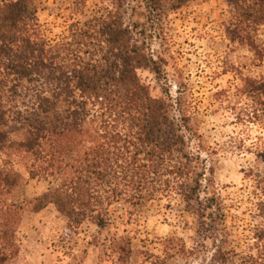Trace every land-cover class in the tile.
<instances>
[{
  "label": "trees",
  "instance_id": "1",
  "mask_svg": "<svg viewBox=\"0 0 264 264\" xmlns=\"http://www.w3.org/2000/svg\"><path fill=\"white\" fill-rule=\"evenodd\" d=\"M37 1L0 0V152L9 159L0 167V264H16L27 212L53 206L70 231L85 223L103 231L114 205L153 201H180L194 218L196 242L189 249L164 241L163 257L151 264H264V201L256 205L254 244L237 251L214 172L192 149L197 133L187 135L194 132L189 121L171 117L169 97L153 96L140 75L160 73V64L125 22L129 0H106L112 9L105 16L74 23L54 44L42 32ZM89 1L71 0L73 15ZM136 1L154 28L160 14L192 0ZM226 1L234 14L229 40L254 49L264 0ZM257 90L264 97V82ZM39 179L56 186L23 205L13 200L29 180ZM113 247L118 263L129 264L131 241Z\"/></svg>",
  "mask_w": 264,
  "mask_h": 264
},
{
  "label": "rangeland",
  "instance_id": "2",
  "mask_svg": "<svg viewBox=\"0 0 264 264\" xmlns=\"http://www.w3.org/2000/svg\"><path fill=\"white\" fill-rule=\"evenodd\" d=\"M70 1L36 3L42 32L52 44L63 40L74 23L87 24L112 9L106 0H90L84 12L74 16ZM233 17L226 0H192L180 10L160 14L152 28L137 1L129 0L125 22L160 64V73H140L153 96H168L171 117L189 121L194 131L189 137L197 133L192 149L214 172L231 245L245 251L254 244L256 205L264 201V97L257 90L264 82V25L253 33L251 49L229 40ZM8 161L0 152V167ZM13 166L28 179L22 165ZM55 186L53 180H29L13 200L23 205ZM110 217L103 231L85 223L73 232L54 208L38 215L27 212L18 230L16 264H119L113 244L121 239L131 241L129 264H151L154 257H163L164 241H181L189 249L196 242L194 218L183 212L180 201L135 207L120 202L111 208Z\"/></svg>",
  "mask_w": 264,
  "mask_h": 264
},
{
  "label": "crops",
  "instance_id": "3",
  "mask_svg": "<svg viewBox=\"0 0 264 264\" xmlns=\"http://www.w3.org/2000/svg\"><path fill=\"white\" fill-rule=\"evenodd\" d=\"M25 177V176H24ZM32 181H34V180H32ZM43 194V193H42ZM42 194H39L38 196H40V195H42ZM51 208H54L53 206H51V207H49V208H47L46 210H44L43 212H41V213H38V214H42V213H44V212H46V211H48V210H50ZM54 210H56L55 208H54ZM57 212V211H56ZM38 214H35V215H38Z\"/></svg>",
  "mask_w": 264,
  "mask_h": 264
}]
</instances>
